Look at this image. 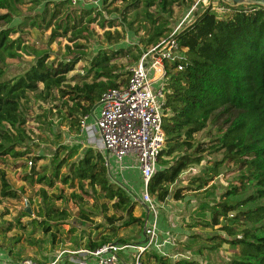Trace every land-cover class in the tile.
<instances>
[{"label": "rangeland", "instance_id": "374dc122", "mask_svg": "<svg viewBox=\"0 0 264 264\" xmlns=\"http://www.w3.org/2000/svg\"><path fill=\"white\" fill-rule=\"evenodd\" d=\"M195 1L175 0L164 12L156 3L145 8L140 2L123 18L119 14L122 0H20L11 20L1 21L0 27L16 28L17 32L10 37L19 35L21 44L28 48L27 51L17 50L13 58H5L2 77L9 78L24 71L34 61L33 50L38 49L44 50L47 60L54 64L71 58L73 54L81 55L82 58L66 74V82L89 81L92 75L83 77L90 66V59L97 52L106 50L110 55L108 67L118 74L119 81L128 77L129 68L152 45L146 40L153 27L146 12L153 19L164 21L165 29L161 35L164 36ZM214 1L222 5L220 0ZM96 11L102 15H95ZM230 12L216 10L218 17L222 18ZM91 16L94 19H89ZM101 16L116 19L110 25L108 20L102 21ZM64 25L67 26L66 31ZM66 46L72 54L67 52ZM65 99V95H59L55 90L47 98L28 91L22 101L26 136L15 150L24 153L15 157L10 154L0 156V168L10 189L15 191L13 197L0 195V261L16 262L30 258L46 262L62 249L90 248L91 243L103 238L136 243L142 237L141 226L136 223L123 225L122 219L110 223L108 217L115 212L110 202L100 193L90 190L85 181L81 188L76 180L70 182L60 178L66 164L87 147L77 137L79 131L67 110L71 103H64ZM223 118H212L194 134V143L205 149L202 159L182 170L169 184L171 193L179 188L181 198L168 197L158 202L161 206L159 212L164 215L165 225L161 230L162 238L167 240L163 246L166 257L190 258L196 264H226L239 254L241 247L239 244L231 245L224 241L225 238L238 237L243 230L254 226L237 217V212L264 203V198H258L237 205L254 190V185L247 178V165L241 160H228L224 149L213 148L216 137L221 133L218 128L223 125ZM179 154L180 151H172L159 160L170 162L173 155ZM54 155L62 157L58 167H54ZM35 156L36 160L33 159ZM111 165L117 169L118 163L112 158ZM119 175L141 192L140 176L126 173L125 178ZM39 176L45 178L39 180ZM232 186L237 189L228 201L234 204V208L219 215V223L213 224L212 214L218 208L216 205L227 199L223 193ZM134 203L132 214L145 216V209ZM222 225L230 228L232 236H228ZM134 253L132 248L118 251L126 261L131 260ZM151 253H145L143 263L161 264Z\"/></svg>", "mask_w": 264, "mask_h": 264}, {"label": "trees", "instance_id": "16d2710c", "mask_svg": "<svg viewBox=\"0 0 264 264\" xmlns=\"http://www.w3.org/2000/svg\"><path fill=\"white\" fill-rule=\"evenodd\" d=\"M173 1L175 0H122L123 6L119 14L124 18V14L129 9H135L140 2L145 8L156 3L160 11L164 12ZM19 2L20 0H0V22L11 20ZM242 6H228L233 11L223 18L208 8L199 12L200 7H197L194 13L199 14L194 22L177 34L179 46L186 48L185 58L179 70H176L174 63L167 66L165 82L168 92L162 118L165 144L159 152L157 167L146 185L148 194L157 202L168 197L181 198L179 188L171 193L169 184L177 179L182 170L202 159L205 149L194 143V134L217 117L224 118L223 125L218 128L221 133L216 137L213 148L220 147L224 149L228 160H241L247 165V178L254 185V190L237 202V205L264 198V7ZM146 13L153 25L146 40L153 44L162 35L165 25L164 21L153 19L150 13ZM95 15L102 14L96 11ZM104 19L112 25L116 17L101 16V20ZM66 27H63L65 31ZM15 32L17 30L14 27H0V156L10 154L14 157L24 153L15 150V147L26 136L23 128L25 116L21 107L28 91H35L42 98L51 96L54 90L59 95H65L64 103H71L67 104L68 114L78 130L80 117L90 110L104 90L123 86L127 82V77L117 81L118 74L109 69L110 55L104 50L107 48L90 59V66L83 77L85 79L92 75L89 81L82 80L81 83L73 84L66 82V74L82 58L81 55L73 54L71 58H64L54 64L47 60L48 55L44 50L38 49L33 50L34 61L24 71L3 78L5 58H13L17 55V50L27 51L28 48L21 44L19 35L10 37ZM66 47L67 52L72 54L69 47ZM77 137L83 139L84 135L78 134ZM172 151H180V154L173 155L170 162L159 160ZM54 156V167H58L62 163V157ZM112 158L113 156H108L106 167L103 156L87 146L79 156L66 164L60 178L70 182L76 180L81 188L85 181L90 190L107 199L115 211L108 217L110 223L122 219L123 225L133 222L142 226L143 215L132 214L135 203L119 184L121 178L117 169L111 165ZM33 159L36 160V156ZM44 178L45 176H39L38 179ZM236 189V186H232L223 193V197L227 199L216 205L218 208L212 214L213 224L219 223V215L234 208V204L228 200ZM0 195L15 196V191L10 189L1 168ZM239 216L254 226L243 230L238 237L225 238L224 241L231 245L239 244L241 247L239 254L226 264H264V203L252 209L239 210L237 217ZM221 227L228 236H232L229 227ZM106 242L108 238H103L91 243L90 248ZM149 252L161 264H196L190 258L163 257L153 249ZM67 259L68 256L63 255L57 264H73Z\"/></svg>", "mask_w": 264, "mask_h": 264}, {"label": "built area", "instance_id": "2783aa9c", "mask_svg": "<svg viewBox=\"0 0 264 264\" xmlns=\"http://www.w3.org/2000/svg\"><path fill=\"white\" fill-rule=\"evenodd\" d=\"M229 2V7H238L231 0ZM228 6L217 5L213 0H196L171 31L158 37L129 68L125 85L104 90L78 121L79 134L84 135L80 142L101 154L106 167L108 156L111 155L118 163L117 172L121 174L128 167L122 165L123 157L131 155L135 158V165L129 167L136 168L139 172L143 184L141 192H137L124 178L119 184L133 202L146 211L145 216H142V237L139 242L122 244L118 240H111L95 248L62 249L46 262L25 258L16 262L1 260L0 264H57L63 255H67L73 264H144L143 256L152 249L166 257L163 246L167 240L162 238L157 225L161 206L146 190L164 144L162 118L168 92L166 70L173 63L176 70L182 68L186 48L179 46L177 34L191 25L204 9L230 10ZM197 7H200V11L195 14ZM128 247L133 248L135 253L131 260L126 261L119 256L118 251Z\"/></svg>", "mask_w": 264, "mask_h": 264}, {"label": "crops", "instance_id": "0c3cea01", "mask_svg": "<svg viewBox=\"0 0 264 264\" xmlns=\"http://www.w3.org/2000/svg\"><path fill=\"white\" fill-rule=\"evenodd\" d=\"M214 1V0H213ZM221 1V3H222V5H228V3H230L229 1L230 0H220ZM244 6V5H243ZM227 11H233L232 9H230V10H227ZM216 12V11H215ZM230 12V13H231ZM228 15V14H227ZM123 161H125L124 163H123ZM134 161H136L135 160V158L133 157V156H131V155H125L124 157H123V160H122V165H126V166H128V167H126L122 172H121V175H124L125 176V178H126V173L128 174V175H138L139 176V172H138V170L136 169V168H133V167H129V166H133V165H135V163L133 164V162ZM157 225H158V228L161 230V229H163V225H165L164 224V215L161 213V212H159V215H158V222H157ZM161 232H162V230H161Z\"/></svg>", "mask_w": 264, "mask_h": 264}, {"label": "water", "instance_id": "95a60500", "mask_svg": "<svg viewBox=\"0 0 264 264\" xmlns=\"http://www.w3.org/2000/svg\"><path fill=\"white\" fill-rule=\"evenodd\" d=\"M231 1L236 6L244 5V7H248L250 5H259L264 7V0H231Z\"/></svg>", "mask_w": 264, "mask_h": 264}]
</instances>
